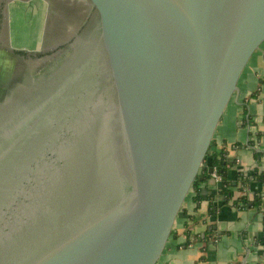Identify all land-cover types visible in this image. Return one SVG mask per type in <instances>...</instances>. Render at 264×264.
I'll use <instances>...</instances> for the list:
<instances>
[{
  "label": "water",
  "instance_id": "1",
  "mask_svg": "<svg viewBox=\"0 0 264 264\" xmlns=\"http://www.w3.org/2000/svg\"><path fill=\"white\" fill-rule=\"evenodd\" d=\"M263 41L264 0H0V264H156Z\"/></svg>",
  "mask_w": 264,
  "mask_h": 264
},
{
  "label": "crops",
  "instance_id": "2",
  "mask_svg": "<svg viewBox=\"0 0 264 264\" xmlns=\"http://www.w3.org/2000/svg\"><path fill=\"white\" fill-rule=\"evenodd\" d=\"M237 98L229 101L213 136L211 150L224 147L233 158L226 178L236 183L239 174L264 172V41L252 54L238 80ZM258 153V156L255 155ZM218 182H201L199 205L190 192L175 221L166 247L156 264H256L264 245V183L253 181L249 192L262 193L259 207L238 208L233 200L242 191L235 186L230 199L218 202L210 214L209 198ZM209 235L205 247L201 237Z\"/></svg>",
  "mask_w": 264,
  "mask_h": 264
},
{
  "label": "trees",
  "instance_id": "3",
  "mask_svg": "<svg viewBox=\"0 0 264 264\" xmlns=\"http://www.w3.org/2000/svg\"><path fill=\"white\" fill-rule=\"evenodd\" d=\"M214 141H211L207 154L205 156L202 167L199 170L195 180L193 181L190 194H193V200L196 202V205H199L200 200V187L199 184L201 182H207L211 179V174L215 171L220 177V181L217 184L215 189V193L212 194L209 198V213L213 214L218 209V202L221 201L226 203L232 194V189L237 186L242 191L241 196L237 197L233 200V205L238 208H250V207H259L262 202V193L259 191L249 192L250 186L253 181L263 182L264 183V172L254 171L251 176H245L244 174H239L236 179V183L233 184L230 182L227 176V170L231 163H233L234 159L229 158L224 147H221L219 151L211 150ZM258 156V153H255ZM209 168H211V172H209ZM263 226H264V218H263ZM209 235L205 234L201 237V240L204 241L205 247L211 244L208 242ZM258 243L264 245V235L258 240ZM256 264H264V250H261L256 261Z\"/></svg>",
  "mask_w": 264,
  "mask_h": 264
},
{
  "label": "built area",
  "instance_id": "4",
  "mask_svg": "<svg viewBox=\"0 0 264 264\" xmlns=\"http://www.w3.org/2000/svg\"><path fill=\"white\" fill-rule=\"evenodd\" d=\"M211 179L214 180L215 182H219L221 177L215 171H213L211 174Z\"/></svg>",
  "mask_w": 264,
  "mask_h": 264
}]
</instances>
